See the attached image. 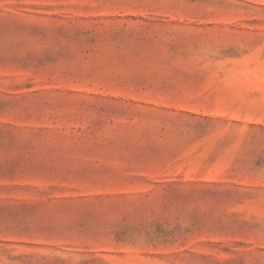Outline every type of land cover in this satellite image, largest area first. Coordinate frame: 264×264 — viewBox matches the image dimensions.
Returning <instances> with one entry per match:
<instances>
[{
	"label": "rangeland",
	"instance_id": "374dc122",
	"mask_svg": "<svg viewBox=\"0 0 264 264\" xmlns=\"http://www.w3.org/2000/svg\"><path fill=\"white\" fill-rule=\"evenodd\" d=\"M0 264H264V0H0Z\"/></svg>",
	"mask_w": 264,
	"mask_h": 264
}]
</instances>
